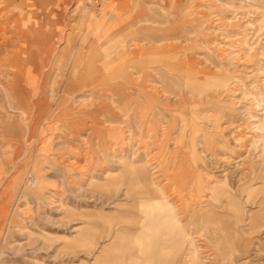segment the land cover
<instances>
[{"label":"rangeland","instance_id":"obj_1","mask_svg":"<svg viewBox=\"0 0 264 264\" xmlns=\"http://www.w3.org/2000/svg\"><path fill=\"white\" fill-rule=\"evenodd\" d=\"M161 48L224 84L209 90L210 107L232 123L216 111L193 121L195 110L180 121L177 99L157 91V68L182 80L186 71L157 62ZM157 96L179 120L168 137ZM263 106L264 0H0V264L143 262L125 226L133 208L137 223H156L151 197L120 172L141 162L157 182V129L171 150L184 142L177 164L193 169L195 197L218 186L235 198L208 202L224 230L199 240L206 264H264Z\"/></svg>","mask_w":264,"mask_h":264},{"label":"bare ground","instance_id":"obj_2","mask_svg":"<svg viewBox=\"0 0 264 264\" xmlns=\"http://www.w3.org/2000/svg\"><path fill=\"white\" fill-rule=\"evenodd\" d=\"M170 51L162 48L157 49V54H159V56H157V62H162L165 67L169 68V70L183 71V69H185V80H182L180 76L165 73L162 69L159 70V68H157V91L165 95L167 99L169 98L168 96L177 99L176 106L178 117L182 111L195 110L198 111V113H193V116L195 117L192 118L193 121L198 119V116L201 114L203 116L201 115L199 118L210 120L211 118L213 119V117L208 116V112L216 111L221 113L225 118H228V123H232V121H230L231 115L228 111L220 109L219 106L210 107L211 98L213 97L209 93V90L214 86L223 87L224 84L217 83L216 80L215 82L209 80L211 73L208 71L203 73L205 76H199V71H195L188 65H185L184 67L183 61L175 60L170 54ZM190 93L194 96V99L199 96L198 99L200 101L195 100L196 102L194 103L193 99H187V94ZM184 101H186V103H183ZM167 107L166 104L159 101L157 96V121L159 120L158 118H160V120L166 121V125H170L168 129L163 132L161 131L162 136L164 135L168 137L171 131V124L175 123L174 121L179 120L177 117H169L170 115L166 111ZM262 110V121H259L261 123L260 125L258 124V129L261 126L264 128V106L261 107V111ZM179 118H182V115ZM180 121L185 120L182 118ZM216 125H218V123ZM197 131H199L198 128L194 127L192 129L193 141L196 140ZM260 138H262L261 142L263 141L262 150L264 153V136H261L260 134ZM237 139L235 140L236 142ZM165 140L166 139L158 138L157 129V142H160L161 148V155L159 156L157 163V182L155 181L156 179L154 176L148 172L147 166L143 163L137 162V164L129 165L127 162L125 163L123 161L124 166L121 169L120 178L128 181L131 186L140 185V187L144 188V192L141 193L151 197L150 200L146 201V205L148 207L147 209L151 210L153 213L152 220L156 222L151 226L145 225L144 223L139 224L136 219L139 211L137 212L133 208L128 213V226H125L128 246L129 248L138 247L140 249V255H142L141 257L145 260L144 262L139 263L138 259H130L129 262H131L130 264H206L202 255L205 247L202 246L203 243L199 240H208V234L224 230L222 224L224 215L216 212L213 207H210L208 202H211L214 207H219L220 203L224 201V198L231 204L234 202L235 198L231 197V189L218 186H215L210 196H205L206 198L202 197L203 199H200V197L198 199L195 197L192 193L193 191L191 192V188L193 189L194 186L189 183L190 181L188 182V174H192L193 169L189 166L184 167L177 164L179 161L178 158L182 156L184 142H180L174 150H171L169 149L167 142L164 143ZM186 147L187 146H185V148ZM162 177L164 182L160 185V178ZM112 179L111 182H106V184L118 183V180L116 178L114 179V176ZM184 181H186L185 184L180 185L181 182L184 183ZM170 185L172 187L174 186L171 193L179 195V203H176L174 196H171V194L167 192V188ZM178 185L179 187L182 186V188H176ZM131 186L129 187L130 190ZM188 191L192 194L190 195ZM139 203L140 199L138 197H133L131 204L138 205ZM185 216H188L189 218V226L182 223V219ZM238 217V215L232 217L233 219L230 224L232 233L238 228ZM250 220L253 221L254 219L251 217ZM155 230H157V234L154 236ZM219 238L220 237L217 236L216 239H213L212 244L217 245V243H221ZM208 242L210 241L208 240ZM234 244L235 242L230 240V248L233 247ZM217 246L220 247L221 245ZM232 249L233 251H231L234 252L235 248L233 247ZM222 255H224V251L222 252Z\"/></svg>","mask_w":264,"mask_h":264},{"label":"crops","instance_id":"obj_3","mask_svg":"<svg viewBox=\"0 0 264 264\" xmlns=\"http://www.w3.org/2000/svg\"><path fill=\"white\" fill-rule=\"evenodd\" d=\"M111 248H113V249H116V248L119 249L118 245H116V244L109 245V246H107V248H105L107 254H108L107 251H108L109 249H111ZM102 256H103V257H102ZM141 256H142V255H141ZM100 257H101V258L99 259L100 261H102L103 259L106 260L107 255H101ZM130 259H133V260H134V259H137V257H135V256H134V257H132V256L129 257L128 260H127V262H126V264H130V263H131V262H129ZM144 261H145V260H143V262H144ZM103 262H105V261H103ZM139 263H142V262L139 261ZM150 264H151V263H150Z\"/></svg>","mask_w":264,"mask_h":264}]
</instances>
